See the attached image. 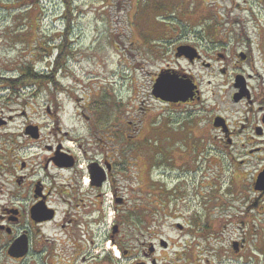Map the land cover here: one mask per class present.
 Instances as JSON below:
<instances>
[{
	"label": "flooded vegetation",
	"instance_id": "obj_1",
	"mask_svg": "<svg viewBox=\"0 0 264 264\" xmlns=\"http://www.w3.org/2000/svg\"><path fill=\"white\" fill-rule=\"evenodd\" d=\"M211 31L205 30V35H195V39L181 34L177 41H169L172 48L162 51L168 65L156 73L152 84L153 89L161 73L186 83V100L163 101L153 93L152 97L168 107L190 108L186 120L193 122L206 100L205 84H213V77L220 76L230 87L227 100L213 101V112L204 126L209 127L207 138L201 139L208 144L210 163L217 159L218 149L226 148L227 156L220 157L234 170L232 185H239L234 191L238 198L233 204L217 203L215 195L202 209H195L192 217L184 213L174 186L156 188L141 178L128 196L123 194L115 156L101 147L86 149L81 142L72 147L64 138L69 132L63 136L59 127L56 140L45 144L42 159V126L26 120L11 128V123L26 116V101H18V97L29 86L36 96L40 72L32 60L23 64L22 53L13 59L11 70L2 71V61L0 92H10L9 103L20 108L10 110L9 104L12 115L0 118V264H234V255L241 264H249L245 241L249 221L244 218H257L264 226V70L260 71L264 67V33H258L256 39L248 33L234 34L232 42L217 44L212 42L217 33ZM26 67L31 77L28 84ZM4 101L1 97L0 113ZM233 105L244 107L238 121L228 114ZM180 124L189 127V122ZM195 127H203L200 119ZM193 147L201 149L202 144L195 140ZM97 148L103 151L99 153ZM30 161L37 162V171ZM236 170L243 174L234 176ZM214 171L217 175L218 169ZM217 182L213 177L212 184ZM107 200L111 201L108 207ZM255 222L250 219L253 225ZM233 224L243 228V238L217 250L211 241L212 230L223 227L222 234L224 227ZM170 229L176 235L171 236ZM187 234L196 243L186 242ZM261 243L257 256L264 264V238ZM193 247L198 253L191 257Z\"/></svg>",
	"mask_w": 264,
	"mask_h": 264
},
{
	"label": "rangeland",
	"instance_id": "obj_2",
	"mask_svg": "<svg viewBox=\"0 0 264 264\" xmlns=\"http://www.w3.org/2000/svg\"><path fill=\"white\" fill-rule=\"evenodd\" d=\"M163 1L167 8L153 4ZM209 29L217 33L212 41L217 44L232 42L234 34L239 33L256 39L258 33H264V0H0V67L2 61L5 63L2 71L13 69V59L22 53L23 64L32 60L38 72L49 73L48 60L56 59L59 48L67 46L60 58L63 67L56 83L41 81L35 97L29 92L31 86L18 97V101H26V116L11 123V128L26 120L41 125L42 159L45 144L55 141L54 134H60V129L63 136L69 132L64 138L74 148L78 142L86 149L104 148L115 156L120 191L127 196L131 186L143 178L145 184L154 183L156 188L174 186L189 217L215 195L219 197L217 203L233 204L239 185H232L234 170L220 157L227 156V150L218 149L217 159L210 163L208 144L202 142L207 138L209 127L204 126L213 112V101L227 100L229 85L215 76L213 84L203 86L206 100L198 107L201 110L194 122L186 120L190 108L168 107L152 97L154 77L168 65L162 51L172 48L169 41H177L181 34L195 39V35L201 37ZM253 85L257 87L258 81ZM9 93L0 92V99H5L0 118L12 115L9 104L10 110L20 108L9 103ZM230 108L228 114L238 121L244 107ZM199 119L203 127H195ZM182 121L189 122V127H179ZM195 140L200 141L201 149L193 147ZM30 164L37 171V162ZM242 174L236 170L234 176ZM215 176L217 185L212 184ZM110 204L107 200L106 206ZM247 219L249 264H260L258 252L264 226L257 218ZM250 219L256 220L254 225ZM110 222L108 217L106 235ZM221 228L212 230L211 241L217 250L222 244L243 238V228L236 224L224 227L222 234ZM170 230L171 236L176 235ZM185 240L196 243L190 234ZM196 253L193 247L190 256ZM233 260L241 264L235 255Z\"/></svg>",
	"mask_w": 264,
	"mask_h": 264
},
{
	"label": "water",
	"instance_id": "obj_3",
	"mask_svg": "<svg viewBox=\"0 0 264 264\" xmlns=\"http://www.w3.org/2000/svg\"><path fill=\"white\" fill-rule=\"evenodd\" d=\"M188 85L175 77L159 75L153 88V95L165 101L186 100Z\"/></svg>",
	"mask_w": 264,
	"mask_h": 264
},
{
	"label": "trees",
	"instance_id": "obj_4",
	"mask_svg": "<svg viewBox=\"0 0 264 264\" xmlns=\"http://www.w3.org/2000/svg\"><path fill=\"white\" fill-rule=\"evenodd\" d=\"M67 2V1H66ZM154 6L157 7V8H167L166 5L164 4V1L162 4H155L153 2ZM23 5H26L25 3H23ZM33 6V5H31ZM66 49H67V46L64 44L62 47L59 48L60 50V53H59V56L56 57V59L54 60H48V70L51 69V72H40V83L41 81H47L48 84H52V83H56L57 81V76H58V71L63 67V65L61 64L60 62V58L63 54H65L66 52ZM52 52V51H51ZM26 77L25 79L28 80L29 78V69L28 67H26V73H25ZM33 80V79H32Z\"/></svg>",
	"mask_w": 264,
	"mask_h": 264
}]
</instances>
